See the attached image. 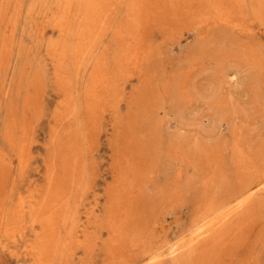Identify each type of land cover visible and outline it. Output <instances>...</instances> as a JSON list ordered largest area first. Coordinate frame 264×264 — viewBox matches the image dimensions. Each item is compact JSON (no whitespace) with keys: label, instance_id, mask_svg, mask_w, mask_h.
Returning a JSON list of instances; mask_svg holds the SVG:
<instances>
[{"label":"rangeland","instance_id":"374dc122","mask_svg":"<svg viewBox=\"0 0 264 264\" xmlns=\"http://www.w3.org/2000/svg\"><path fill=\"white\" fill-rule=\"evenodd\" d=\"M195 1L200 2L194 5L190 0H157L152 10H146L140 31V58L135 60V42L128 35L135 33L130 22L133 0H105L101 22L97 24L98 36L90 53L77 66L75 51L80 46L77 41L86 34L82 26L87 0H73L61 32L56 18L59 20L62 14L64 0H0V264H44L40 247L46 228L39 221L41 212L30 210L29 203L42 204L46 199L43 217L52 211L59 215V228L49 243L47 264H264V191L256 193L254 199L258 202L247 215L224 220L222 230H216L218 225L204 224L209 230L205 243L203 237H195L201 225L195 223L210 172L232 170L230 151L240 137L255 149L264 144V3L242 0L241 7L239 3L229 5L232 20L239 24L237 29L224 22L206 25L212 20L206 18L214 11V0ZM179 10L185 12L184 16ZM218 27L225 30L219 31ZM6 41H11L10 45ZM238 52L247 58L241 61ZM125 55H129L126 60ZM97 63L104 65L117 87L94 107V117L89 120L88 106L94 98L91 79ZM40 66L42 70L37 69ZM38 70L43 75H38ZM251 102L258 108L246 109ZM74 109H80L78 114ZM186 113H191V117ZM70 115L76 119L75 127ZM219 117L223 119L222 134L205 137V128ZM69 146L73 148L67 155L71 159L66 167L71 179L62 180L56 166L52 168L48 161L57 152L55 160L63 161ZM122 171L130 182L116 180ZM227 178L235 182L232 172ZM124 184L131 203L128 202V215L119 227L110 220V212L112 200L122 196ZM170 190L174 192L173 198L165 196ZM69 197L72 199L67 201ZM21 198L24 210L20 212ZM211 242L214 250L209 247Z\"/></svg>","mask_w":264,"mask_h":264},{"label":"bare ground","instance_id":"6f19581e","mask_svg":"<svg viewBox=\"0 0 264 264\" xmlns=\"http://www.w3.org/2000/svg\"><path fill=\"white\" fill-rule=\"evenodd\" d=\"M14 1V0H13ZM48 1V0H47ZM51 1V0H50ZM58 1V0H57ZM156 1L157 0H133V2L131 3V6H130V12H131V15H130V22H131V24H133V26L135 27V33H132V32H129V34L128 35H131V38H132V40L135 42L134 43V51H133V55H132V57L135 59V60H138L139 58H140V46H141V36H140V31H141V28H142V22H143V20H144V18L146 17V15H145V11L146 10H152V8H154L155 7V3H156ZM160 1V0H159ZM203 1V0H202ZM242 0H214V2L212 1V3H213V5H212V8H213V12H211L210 13V15L206 18V21L209 19H212L211 20V22H208V23H206V25L208 24V25H214V24H216V23H218V22H224V23H226V24H231V25H233V28L235 27V28H237V27H239V24H237V23H235L233 20H232V18H231V15H230V13L228 12V9H229V5H232V4H238L239 3V5H240V2H241ZM253 1V0H252ZM258 1V0H257ZM261 1H263V3H264V0H261ZM6 2V1H5ZM56 2V1H55ZM60 2H61V0H60ZM200 1H195V0H190V3H193L194 5H196L197 3H199ZM11 3V2H10ZM32 3V2H31ZM79 3V2H78ZM202 3V2H201ZM243 3H245L244 1H243ZM9 4V3H8ZM14 4V3H13ZM35 4V3H34ZM55 4V3H54ZM103 4H105V0H87V14H86V16L84 17V25L82 26L83 27V29H85V31H86V34H85V36H82L81 35V39H80V42H79V40L77 41L78 43H79V48L77 49V51H75L74 53H75V59H76V64H77V66H79V64H80V62H81V58L82 57H84V56H86L87 54H89L90 53V51H91V45H92V43L93 42H95V40H96V37L98 36V29H97V24L99 23L98 21H100L99 20V17H101V12L103 13ZM192 4V5H193ZM257 5H258V3H256ZM39 5V4H38ZM72 5H73V0H64V6L62 7V11H61V16H60V18H59V20H58V17L56 18L57 20L56 21H59V30H60V32L61 31H63V26H64V24L66 25V22L68 21V19H69V16H70V13H71V11H72ZM119 5H121V4H119ZM130 5V4H129ZM191 5V6H192ZM208 4H206V6H207ZM210 5V4H209ZM238 5V6H239ZM245 5V4H244ZM34 6V5H33ZM50 6V5H49ZM48 6V7H49ZM56 6H57V4H56ZM124 6V5H123ZM128 6V5H127ZM187 6V5H186ZM197 6H199V5H197ZM211 6V5H210ZM246 6V5H245ZM255 6V5H254ZM259 6V5H258ZM262 6V5H261ZM261 6H259V7H261ZM31 8H32V5L30 6ZM46 7H47V4H46ZM55 7V6H54ZM54 7H52V8H54ZM126 7V6H125ZM158 7H161V6H158ZM188 7V6H187ZM193 7V6H192ZM239 7H241V5L239 6ZM258 7V8H259ZM13 8V7H12ZM30 8V9H31ZM42 8V7H41ZM44 8V7H43ZM50 8V7H49ZM56 8V7H55ZM121 8V7H120ZM123 8V7H122ZM121 8V9H122ZM249 8V7H248ZM252 8L253 7H251V10H252ZM257 8V9H258ZM9 9V8H8ZM8 9L6 10V11H8ZM126 9V8H125ZM242 8H240V10H241ZM263 9V8H262ZM10 10V9H9ZM46 10V9H45ZM44 10V14H45V12L48 10H46L45 11ZM50 10V9H49ZM52 10V9H51ZM181 10V9H180ZM179 10V13L181 12ZM195 10V9H194ZM249 10V9H248ZM4 11V10H3ZM17 11V10H16ZM20 11V10H19ZM30 11V10H29ZM35 11V10H34ZM37 11V10H36ZM43 11V10H42ZM53 11V10H52ZM58 11V10H57ZM196 11V10H195ZM246 11H247V9H246ZM258 11V10H257ZM56 12V11H55ZM80 12V11H79ZM112 12V11H111ZM122 12V11H121ZM120 12V13H121ZM126 12V11H125ZM177 12H178V10H177ZM243 12V11H242ZM248 12V11H247ZM13 13H14V11H13ZM108 14L110 13V12H107ZM172 13V12H171ZM193 13H194V11H193ZM199 13V12H198ZM233 13V12H232ZM249 13H250V11H249ZM10 14H11V12H10ZM52 14V13H51ZM126 14H127V12H126ZM184 14H185V12H184ZM184 14H182V12H181V15L182 16H184ZM187 14V13H186ZM234 14V13H233ZM29 15V14H28ZM37 15V14H36ZM40 15V14H39ZM52 15H54V14H52ZM238 15V14H237ZM254 15H256V14H254ZM25 16V15H24ZM30 16V15H29ZM181 16V17H182ZM239 16H241V15H239ZM244 16V15H243ZM242 16V17H243ZM248 16V15H247ZM32 17V16H31ZM41 17H42V15H41ZM45 17V16H44ZM170 17V16H169ZM168 17V18H169ZM186 17V16H185ZM233 17H235V16H233ZM246 17V16H245ZM250 17H252V16H250ZM46 18V17H45ZM107 18V17H106ZM105 18V19H106ZM259 18V17H258ZM128 19V18H127ZM178 19V18H177ZM236 19H237V16H236ZM238 19H239V17H238ZM242 19H244V18H242ZM246 19V18H245ZM244 19V20H245ZM16 20V19H15ZM45 20V19H44ZM158 20V19H157ZM188 20V19H187ZM186 20V21H187ZM194 20V19H193ZM192 20V21H193ZM248 20V19H247ZM257 20V19H256ZM263 20H264V17H263ZM5 21V20H4ZM11 21V20H10ZM22 21V20H21ZM47 21H49V19L47 20ZM105 21V20H104ZM189 21V20H188ZM205 21V22H206ZM241 21V20H240ZM246 21V20H245ZM9 22V21H8ZM7 22V23H8ZM33 22V21H32ZM44 22V21H43ZM46 22V21H45ZM44 22V23H45ZM101 22V21H100ZM204 22V23H205ZM250 22V21H249ZM248 22V23H249ZM260 22V21H259ZM27 23V22H26ZM49 23V22H48ZM47 23V24H48ZM53 23H54V21H53ZM58 23V22H57ZM103 23V22H102ZM106 23V22H105ZM175 23V22H174ZM179 23H181V22H179ZM189 23V22H188ZM246 23H247V21H246ZM13 24V23H12ZM199 25H201L202 24V22H201V24L200 23H198ZM198 24L196 25L195 24V26H198ZM2 25V24H1ZM33 25H34V22H33ZM49 25V24H48ZM54 25V24H53ZM55 25H57V24H55ZM174 25V24H173ZM178 25H180L181 26V24H178ZM187 25V24H186ZM185 25V26H186ZM225 25V24H224ZM230 25V26H231ZM247 25V24H246ZM96 26V27H95ZM115 26V25H114ZM168 26V25H167ZM192 26V25H191ZM227 26V25H226ZM13 27V26H12ZM22 27V26H21ZM174 27H176V26H174ZM183 28H184V26H182ZM199 27V26H198ZM229 26H227L226 28H228ZM232 27V26H231ZM243 27V26H242ZM241 27V28H242ZM264 27V26H263ZM105 28V27H104ZM110 28V27H109ZM109 28H108V30H109ZM192 28V27H191ZM214 28V26L212 27V29ZM219 28V27H218ZM261 28V27H260ZM29 29V28H28ZM31 29H33V28H31ZM30 29V31L32 32V30ZM35 29V28H34ZM172 29V28H171ZM179 29V28H178ZM180 29H181V27H180ZM215 29V28H214ZM224 30H225V28H223ZM223 29H218L219 31L221 30H223ZM238 29V28H237ZM243 29H245L244 27H243ZM246 29H247V27H246ZM249 29V28H248ZM251 29V28H250ZM106 30H107V28H106ZM107 30V31H108ZM117 30H118V28H117ZM132 30H134V29H132ZM207 30V29H206ZM216 30V31H215ZM214 31L215 32H217V29H215ZM227 30V29H226ZM233 30V29H232ZM241 30V29H240ZM263 30V29H262ZM12 31H14V30H12ZM76 31V30H75ZM74 31V32H75ZM209 31V30H208ZM211 31V30H210ZM213 31V32H214ZM229 31V30H228ZM227 31V32H228ZM231 31V30H230ZM251 31V30H250ZM7 32V31H6ZM19 32V31H18ZM34 32V31H33ZM35 32H36V30H35ZM34 32V33H35ZM44 32H45V30H44ZM115 32V31H114ZM205 32V31H204ZM236 32V31H235ZM7 33H9V32H7ZM104 33H106V32H104ZM217 33H219V35H220V32H217ZM222 33V32H221ZM237 33V32H236ZM249 33V32H248ZM4 34V33H3ZM6 34V33H5ZM32 34V33H31ZM107 34V33H106ZM105 34V35H106ZM226 34V33H225ZM11 35H12V33H11ZM33 35V34H32ZM31 35V36H32ZM35 35V34H34ZM77 35V34H76ZM202 35V34H201ZM212 35V34H211ZM211 35H210V37H211ZM218 35V34H217ZM218 35V36H219ZM240 35V34H239ZM250 35V34H249ZM253 35V34H252ZM30 36V35H29ZM30 36V37H31ZM37 36V35H36ZM45 36V35H44ZM208 36V35H207ZM213 36H216V35H214L213 34ZM222 36V35H221ZM220 36V37H221ZM7 37V36H6ZM15 37H16V35H15ZM29 37V38H30ZM65 37V36H64ZM77 37V36H76ZM117 37V36H116ZM203 37H204V34H203ZM210 37H209V39H210ZM223 37H225L224 35H223ZM11 38V37H10ZM33 38V37H32ZM35 38V37H34ZM33 38V39H34ZM52 38V37H51ZM217 38V37H216ZM215 38V40L214 41H216L217 39ZM219 38V37H218ZM3 39V38H2ZM4 39H6V38H4ZM12 39V38H11ZM45 39V38H44ZM53 39V38H52ZM77 39V38H76ZM102 39V38H101ZM101 39H99V40H101ZM203 39V38H202ZM37 40V39H36ZM48 40V39H47ZM3 41V40H2ZM5 41V40H4ZM3 41V42H4ZM8 41H9V37H8ZM30 41H31V38H30ZM38 41V40H37ZM46 41V40H45ZM208 41V40H207ZM11 42V41H10ZM9 42V43H10ZM19 42V41H18ZM22 42V41H21ZM20 42V43H21ZM33 42V41H32ZM40 42V41H39ZM47 42V41H46ZM45 42V43H46ZM55 42V41H54ZM75 42V41H74ZM199 42V41H198ZM211 42V41H210ZM209 42V43H210ZM216 42H218V41H216ZM252 42V41H251ZM6 43H7V41H6ZM9 43H7V44H9ZM23 43V42H22ZM77 43V44H78ZM205 43V45H206V43L208 44V42H204ZM212 43V42H211ZM210 43V44H211ZM215 43V42H214ZM213 43V44H214ZM7 44H4V45H7ZM24 44V43H23ZM29 44V43H28ZM35 44V43H34ZM247 44V43H246ZM10 45V44H9ZM25 45V44H24ZM38 45H40V44H38ZM204 45V46H205ZM215 45V44H214ZM244 45V44H243ZM16 46V45H15ZM27 46V48H28V45H26ZM35 46V45H34ZM43 46V45H42ZM60 46H61V44H60ZM203 46V45H202ZM212 46V45H211ZM216 46V45H215ZM1 47H3V46H1ZM7 47V46H6ZM19 47V46H18ZM21 47V46H20ZM106 47V46H105ZM197 47H199V46H197ZM208 47H210L209 45H207V49L209 50V48ZM242 47H244V46H242ZM24 48H26V47H24ZM245 48V47H244ZM6 50H7V48H5ZM4 49V50H5ZM8 49H9V46H8ZM10 49H12V48H10ZM43 49V48H42ZM95 49V48H94ZM105 49V48H104ZM207 49H205V50H207ZM210 49H212V48H210ZM238 49H240V48H238ZM253 49H254V47H253ZM16 50V49H15ZM28 51H29V48L27 49ZM199 50V49H198ZM204 50V49H203ZM258 50V49H257ZM20 51V50H19ZM22 51H23V49H22ZM37 51V50H36ZM36 51H34V52H36ZM62 51V50H61ZM93 51V50H92ZM243 51V50H242ZM30 52H31V50H30ZM44 52V51H43ZM42 52V53H43ZM64 52V51H63ZM63 52L60 54V61L62 60V57H63ZM126 52V51H125ZM262 52V51H261ZM10 53H11V50H10ZM15 53H16V51H15ZM18 53V52H17ZM21 53V52H20ZM42 53H40V54H42ZM202 53V52H201ZM234 53V52H233ZM232 53V56L233 57H235L236 55V53L235 54H233ZM239 53L240 52H238L237 54L239 55ZM245 53V52H244ZM242 54V53H241ZM11 55V54H10ZM16 55V54H15ZM21 55V54H20ZM28 55V54H27ZM238 55H237V57H238ZM246 55H248L247 53L245 54V57H246ZM254 55V54H253ZM252 55V56H253ZM260 55V54H259ZM23 56V55H22ZM26 55H24V57H25ZM31 56V55H30ZM38 56V55H37ZM42 56H43V54H42ZM125 56H127V55H125ZM239 56H241V55H239ZM243 56H244V54H243ZM251 56V57H252ZM262 56V55H261ZM29 57V56H28ZM35 57V56H34ZM129 57V55L125 58V60L127 59ZM255 57V56H254ZM253 57V58H254ZM3 58V57H2ZM16 58V57H15ZM22 58V57H21ZM20 58V59H21ZM26 58V57H25ZM32 58V57H31ZM30 58V59H31ZM39 58V57H38ZM41 58V57H40ZM243 57L241 56V58H240V60L242 59ZM247 58V57H246ZM245 58V59H246ZM10 59V58H9ZM35 59V58H34ZM37 59V58H36ZM200 59V58H199ZM237 59H239V58H237ZM244 59V58H243ZM244 59V60H245ZM8 60V59H7ZM14 60V59H13ZM19 60V59H18ZM33 60V59H32ZM67 60V59H66ZM202 60V59H201ZM251 60V59H250ZM253 60V59H252ZM28 61V60H27ZM26 61V62H27ZM239 63H240V61L239 60H237ZM242 61V60H241ZM254 61V60H253ZM252 61V62H253ZM259 61V60H258ZM262 61H263V59H262ZM7 62H9V61H7ZM31 62V61H30ZM37 62H39V61H37ZM99 62V61H98ZM250 62V61H249ZM12 63V62H11ZM43 63V62H42ZM90 63V62H89ZM247 63V62H246ZM254 63V62H253ZM26 64V63H25ZM32 64V63H31ZM255 64V63H254ZM257 64V63H256ZM40 65V64H39ZM65 65V64H64ZM87 65V64H86ZM129 65V64H128ZM249 65H251V62H250V64ZM20 66H22L21 64H20ZM20 66H17V68L19 67V68H21ZM28 66V65H27ZM31 66V65H30ZM34 66H37L36 64H35V62H34ZM41 66H43V65H41ZM41 66L38 68L37 67V69H41L42 70V68H41ZM47 66V65H46ZM88 66V65H87ZM5 67V66H4ZM26 67V66H25ZM24 67V68H25ZM68 67V66H67ZM264 67V66H263ZM6 68V67H5ZM4 68V69H5ZM11 68V67H10ZM9 68V69H10ZM34 68V67H33ZM70 68V67H69ZM68 68V69H69ZM32 69V68H31ZM67 69V70H68ZM45 70V69H44ZM85 70V69H84ZM7 71V70H6ZM10 71V70H9ZM28 71H29V69H28ZM57 71H60V70H57ZM238 71V70H237ZM4 72V71H3ZM18 72V71H17ZM17 72H16V75H17ZM24 70H23V73L22 74H24ZM37 72V71H36ZM43 72V71H42ZM45 72V71H44ZM43 72V73H44ZM61 72V71H60ZM82 72H84V71H82ZM38 73H39V70H38ZM239 73V72H238ZM251 73V72H250ZM9 74V73H8ZM42 74V73H41ZM40 73L38 74V75H41ZM45 74V73H44ZM47 74H50V73H47ZM56 74V73H55ZM59 74V73H58ZM13 75V74H12ZM27 75V74H26ZM30 75V74H29ZM43 75V74H42ZM60 75H61V73H60ZM85 74L83 73V76H84ZM261 75V74H260ZM2 76V75H1ZM47 76V75H46ZM65 76V75H64ZM14 77V76H13ZM24 76H22V78H23ZM27 77V76H26ZM25 77V78H26ZM42 77V76H41ZM40 77V78H41ZM48 77V76H47ZM46 77V78H47ZM57 77H61V76H57ZM11 78V77H10ZM16 78V77H15ZM27 78H29V77H27ZM35 78H37V77H35ZM260 78V77H259ZM11 79H13V78H11ZM32 79V78H31ZM31 79H29L31 82H32V80ZM44 79H45V77L43 76V82H44ZM50 79V78H49ZM56 79H58V78H56ZM83 79V78H82ZM238 79H241V77L240 78H238ZM8 80V79H7ZM28 80V79H27ZM42 80V79H41ZM46 80V79H45ZM53 80V79H52ZM245 80V79H244ZM6 81V80H5ZM12 81V80H11ZM30 81H29V83H30ZM57 80H55V82H56ZM21 82V81H20ZM24 82V81H23ZM23 82L21 83V85L23 84ZM63 82V81H62ZM28 83V84H29ZM45 83V82H44ZM58 83V82H57ZM69 83H70V81H69ZM238 83V82H237ZM8 84H9V82H8ZM27 83L25 84V85H28ZM71 84V83H70ZM239 84V83H238ZM241 84V83H240ZM32 85H33V83H32ZM3 87V86H2ZM9 87V85L7 86V88ZM18 87V86H17ZM58 88H59V86H57ZM56 87V88H57ZM62 87H64L63 86V84H62ZM81 87H82V85H81ZM117 86L114 84V83H112V81H111V77L109 76V74L107 73V71L105 70V67H104V65L103 64H101V63H97L96 64V66L94 67V71H93V75H92V79H91V91H93V96H94V98H93V102H91V104L89 103V117H88V119L90 120L91 118H93L94 117V115H93V117L91 116L92 115V111L94 110V107L95 106H97V105H99V103H100V101L106 96V94L107 93H110L111 92V90H114L115 88H116ZM11 88V87H10ZM21 88V87H20ZM19 88V89H20ZM242 88V87H241ZM31 89V88H30ZM243 89V88H242ZM241 89V90H242ZM7 90V89H6ZM34 90V89H33ZM245 90H246V88H245ZM245 90H243V93H244V91ZM235 91V90H234ZM237 91V90H236ZM6 92V91H5ZM13 92V91H12ZM19 92V91H18ZM64 92V91H63ZM259 92V91H258ZM22 93V92H21ZM29 93V92H28ZM46 93V92H45ZM57 93V92H56ZM246 93H247V91H246ZM232 94V93H231ZM231 94H230V96H231ZM235 94H237L236 92H235ZM264 94V93H263ZM12 95V94H11ZM22 95V94H21ZM26 95V94H25ZM74 95V94H73ZM166 95V94H165ZM245 95V94H244ZM42 96V95H41ZM69 96H71V95H69ZM78 96H79V94H78ZM248 96H249V93H248ZM262 96V95H261ZM261 96H259V97H261ZM4 97V96H3ZM8 97V96H7ZM27 98H28V96H27ZM75 98V97H74ZM84 98V97H83ZM231 98V97H230ZM42 99V98H41ZM59 99V98H58ZM16 100V99H15ZM24 100V99H23ZM72 100H74V99H72ZM79 100V99H78ZM20 101H22V100H20ZM38 100H36V102H37ZM63 101H64V99H63ZM62 101V102H63ZM71 100H69V102H70ZM79 101H81V99L79 100ZM85 101V103H86V100H84ZM108 101V100H107ZM263 101V100H262ZM65 102H67L68 103V101H65ZM30 103V102H29ZM60 103V102H59ZM64 103V102H63ZM82 103V101L80 102V104ZM28 103H26L25 105H27ZM39 104H40V102H39ZM68 104H70V103H68ZM72 104V103H71ZM79 104V105H80ZM88 104V103H87ZM24 105V106H25ZM32 105V104H31ZM41 105V104H40ZM62 105V104H61ZM64 105V104H63ZM67 105V104H66ZM17 106V105H16ZM38 106L39 105H37V108H38ZM70 106H72V105H70ZM81 107L83 106L82 104L80 105ZM85 106H87V105H85ZM102 106H103V104H102ZM30 107V106H29ZM41 107H42V105H41ZM57 107H60V106H57ZM182 107V106H181ZM190 107V106H189ZM15 108V107H14ZM17 108V107H16ZM15 108V109H16ZM60 108H62V106L60 107ZM64 108V107H63ZM76 108V107H75ZM87 108V107H86ZM185 108V107H184ZM193 108V107H192ZM192 108H191V110H192ZM258 108V105H256L255 103H253V102H251V103H249L248 104V106L246 107V109H248V110H254V109H257ZM26 109V108H25ZM71 109V108H70ZM69 108H68V111H71ZM97 109H99V108H97ZM96 109V110H97ZM187 109V108H186ZM18 110V109H17ZM27 110V109H26ZM80 110V109H79ZM78 110V111H79ZM83 110V109H82ZM81 110V111H82ZM177 110V109H176ZM175 110V111H176ZM32 111H33V107H32ZM57 111V110H56ZM78 111L77 110H75L74 109V111L73 112H77V114H78ZM180 111V110H179ZM189 111V110H188ZM15 112H17V111H15ZM41 112V111H40ZM63 112V111H62ZM61 112V113H62ZM72 112V113H73ZM101 113H102V110L100 111ZM186 112V111H185ZM24 113V112H23ZM60 113V114H61ZM84 113V112H83ZM88 113V112H87ZM86 113V114H87ZM183 113H184V111H183ZM60 114H58V115H60ZM76 114V113H75ZM80 114V116H81V113H79ZM186 114H189V116H190V114L191 113H186ZM236 114V113H235ZM264 114V113H263ZM25 115V114H24ZM62 115V114H61ZM69 115V114H68ZM83 115V114H82ZM177 115V114H176ZM183 115V114H182ZM185 115V114H184ZM193 115V114H192ZM4 116V115H3ZM17 116V115H16ZM72 116V117H71ZM76 116V115H75ZM74 116V117H75ZM80 116H78V117H80ZM188 116V115H187ZM188 116V117H189ZM238 116V115H237ZM258 116V115H257ZM67 117V116H66ZM70 117L74 120V127H75V120L76 119H74L73 118V115H70ZM77 116L75 117V118H78ZM177 117H179L180 118V116H178L177 115ZM187 117V118H188ZM191 117V116H190ZM40 118V117H39ZM53 118V117H52ZM82 118V117H81ZM210 118V117H209ZM256 119H257V117H255ZM203 119V118H202ZM206 119H208V117L206 118ZM227 119V118H226ZM226 119H225V121H226ZM18 120H19V118H18ZM29 120V119H28ZM37 120H38V118L36 119V122H37ZM55 120V119H54ZM63 120V119H62ZM78 120V119H77ZM179 120V119H178ZM223 119H220V117L218 118V119H215V120H213V122L211 123V126L209 125V127L206 129L205 128V130H204V134L203 135H205V137H210L211 135H214V136H218V135H221L222 133H221V131H220V129H221V123L223 122L222 121ZM56 121V120H55ZM66 121V120H65ZM63 122V123H66V122ZM96 121V120H95ZM180 121V120H179ZM182 121H184L183 119H182ZM69 122H71V121H69ZM189 122V121H188ZM192 122V121H191ZM210 122V121H209ZM31 123V122H30ZM58 123V122H57ZM61 123V122H60ZM60 123L58 124V125H60ZM62 123V124H63ZM79 123V122H78ZM86 123V122H85ZM181 123H183V122H181ZM185 124L187 123V122H184ZM183 123V124H184ZM56 123L54 122V125H55ZM71 124V123H70ZM81 124V123H80ZM82 124H83V122H82ZM101 124V123H100ZM188 124V123H187ZM205 124V123H204ZM1 125V124H0ZM69 125V124H68ZM78 125V124H77ZM96 125V124H95ZM208 125H206V127L208 126ZM56 126V125H55ZM66 126H67V124H66ZM71 126V125H70ZM85 126H87V125H85ZM60 127H64L63 129H65V126H60ZM79 127H80V125H79ZM135 127V126H134ZM29 128V127H28ZM52 128H53V126H52ZM56 128H58L57 126H56ZM69 128V127H68ZM78 128V127H77ZM77 128H76V130H77ZM80 128H82V127H80ZM79 128V129H80ZM69 129H71V127L69 128ZM101 129V128H100ZM204 129V128H203ZM67 130V129H66ZM72 130L74 131V128H72ZM84 131V129L82 128L81 129V131ZM92 130V129H91ZM95 130V129H94ZM102 130V129H101ZM145 130V129H144ZM68 131V130H67ZM73 131H70V132H73ZM200 131V130H199ZM54 132H56V129H55V131ZM76 132V131H75ZM74 132V133H75ZM77 132H79V131H77ZM90 132V131H89ZM96 132V131H95ZM51 133V132H50ZM61 133V132H60ZM80 133V132H79ZM82 133V132H81ZM97 133V132H96ZM221 133V134H220ZM27 134H28V131H27ZM55 134V133H54ZM53 134V135H54ZM57 134H59V133H57ZM68 134V133H67ZM100 134V133H99ZM61 135V134H60ZM72 135H74V134H71V136ZM76 135V134H75ZM83 135V134H82ZM82 135H78V136H82ZM85 135V134H84ZM51 136V135H50ZM66 136V135H65ZM70 136V135H69ZM89 136V135H88ZM53 137V136H52ZM64 137V136H63ZM73 137V136H72ZM95 137V136H94ZM94 137H92V139L94 140ZM245 137H247V136H245ZM55 138V137H54ZM30 139V138H29ZM50 139H51V137H50ZM57 139H58V137H57ZM63 139V138H62ZM65 139V138H64ZM81 139H83L82 137H81ZM80 139V141H79V139H78V141H79V143L82 141ZM86 139V138H85ZM90 139V138H89ZM91 139V140H92ZM99 139V138H98ZM69 141H70V139H68ZM67 140V141H68ZM50 141H52V140H50ZM64 141V140H63ZM72 141L74 142V140L72 139ZM76 141V140H75ZM95 141V140H94ZM248 141V140H247ZM66 142V141H65ZM83 142V141H82ZM89 142V141H88ZM52 143V142H51ZM62 143V142H61ZM84 143V142H83ZM83 143H81V144H83ZM55 144V143H54ZM64 144V143H63ZM70 144H72V143H70ZM86 144V143H85ZM85 144H83L82 145V147H84V146H86ZM125 144V143H124ZM12 145V144H11ZM32 145V144H31ZM58 145V144H57ZM65 145V144H64ZM68 145V144H67ZM74 145H75V142H74ZM94 145V144H93ZM113 145V144H112ZM129 145V144H128ZM72 146V145H71ZM71 146H69V148H67V149H65V156H64V158H63V161L61 160V162H57L56 160H55V157H56V155H57V153L56 154H54V156H53V158L51 157V159H50V161H48V165H50L52 168H54L55 166V169H57L56 171H57V176L59 175V176H61V179L63 180H65V179H71V178H69V175H70V172H69V168H67L66 166V164H68V162L70 161V159H71V156H68L67 157V155H69V153H70V147ZM80 146V145H79ZM91 146H92V144H91ZM94 146H97V145H94ZM65 147V146H64ZM119 147V146H118ZM71 148H73V147H71ZM79 148H81V147H79ZM78 148V149H79ZM146 148V147H145ZM58 149V148H57ZM64 148H62V150H63ZM74 149H75V147H74ZM77 149V148H76ZM90 149V148H89ZM83 149H81V151H82ZM55 151V148H54V150H53V152ZM59 151V150H58ZM60 151H61V149H60ZM74 151V150H73ZM53 152H52V154H53ZM77 152V151H76ZM88 152V151H87ZM146 152V151H145ZM91 153V152H90ZM72 154H74L75 155V153H72ZM84 154V153H83ZM4 155V154H3ZM155 155H157V154H155ZM52 156V155H51ZM87 156V155H86ZM147 156V155H146ZM89 157V156H88ZM88 157H87V160H88ZM148 157V156H147ZM82 159L84 158L83 156L81 157ZM0 159H1V156H0ZM49 159V158H48ZM59 159V158H58ZM82 159H81V164H82ZM84 159H86V157L84 158ZM73 160V159H72ZM230 160H231V162H232V165H233V168H232V170L229 172V173H227V172H225V171H220V170H217V171H211L210 172V182H207V184H206V186H205V188H204V192H205V194H204V196H205V199H204V201H203V204H202V207H201V209L199 210V215H198V218L196 219V223H195V225H198V224H201L199 227H197L198 229H197V233H196V235H195V237H197V238H199V237H203L202 239L203 240H205V241H203L204 243L206 242V238L208 237V235H207V233H208V229L206 228V227H203L204 226V224H207V226L208 225H210L211 224V226H216V225H218V228H216V230H222L223 229V227H222V223L224 222V220H226V219H230V218H232V217H234V216H239V215H247L248 214V211L250 212L254 207H255V205L257 204L256 202H258L257 200H255L254 199V197H255V195H256V193H258L259 191H264V144L262 145V147H260L259 149H255L253 146H251V145H249L248 143H246L244 140H243V138H241L240 137V139H238L237 140V143L235 144V146L231 149V151H230ZM60 161V160H59ZM85 161V160H84ZM50 162V163H49ZM73 162V161H72ZM71 162V163H72ZM176 162V161H175ZM87 163V162H86ZM173 163V162H172ZM171 163V164H172ZM85 164V163H84ZM83 164V165H84ZM25 165V164H24ZM75 165V164H74ZM88 165V164H87ZM181 165V164H180ZM183 165V164H182ZM150 166H152V165H150ZM169 166V165H168ZM167 166V167H168ZM176 166V165H175ZM184 166V165H183ZM211 166V165H210ZM49 167V166H48ZM155 167V166H154ZM170 167H172V166H170ZM12 168V167H11ZM82 168V167H81ZM84 168V167H83ZM86 168V167H85ZM87 168H89V166L87 167ZM51 169V168H50ZM11 170V169H10ZM49 170V169H48ZM53 170V172H55L54 171V169H52ZM124 170V169H123ZM155 170V169H154ZM175 170V169H174ZM70 171H72V168H71V170ZM87 171H88V169H87ZM94 171V170H93ZM125 171V170H124ZM232 172V175H233V177H234V179H235V182H229V180H228V178H227V176L230 174ZM56 173V172H55ZM82 174H83V172L81 171V177H82ZM121 174H122V176L120 177V176H116V180H118L119 181V179H120V182H130V178H128V176H127V174H125V173H123V171L121 172ZM141 174V173H140ZM139 174V175H140ZM53 175H54V173H53ZM56 175V174H55ZM52 176V175H51ZM145 176V175H144ZM71 177V176H70ZM79 177V176H78ZM83 177H86V176H83ZM139 177H141V176H139ZM53 178V177H52ZM60 179V180H61ZM76 179V178H75ZM86 179V178H85ZM115 179V178H114ZM56 180V179H55ZM58 180V179H57ZM56 180V181H57ZM59 180V181H60ZM87 180V179H86ZM85 180V181H86ZM145 181H147L146 179H144ZM58 181V182H59ZM62 184H63V181L61 182ZM148 183V182H147ZM51 184V183H50ZM58 184H60V183H58ZM89 184V183H88ZM146 184V183H145ZM51 185H53L54 186V184H51ZM56 185V184H55ZM70 185V184H69ZM90 185V184H89ZM181 185V184H180ZM50 186V185H49ZM59 186V185H58ZM146 186V185H145ZM179 186V185H178ZM86 187H88V186H86ZM126 188V186H125V184H124V186H123V188ZM48 188V187H47ZM50 188H52L51 186H50ZM125 188L123 189V193L122 192H120V194L122 195V196H115L114 198H113V202H112V207H111V209H112V211L110 212L111 213V215H110V220L113 222V223H116V224H119V227H121L122 225H123V223L125 222V217H126V215H128V210L126 209V206H127V204H128V202H130V198H127V196L126 195H128V189H126L125 190ZM87 189H89V187L88 188H86V190ZM132 189V188H131ZM130 189V190H131ZM49 190V189H48ZM86 190H85V192H86ZM47 191V190H46ZM50 191V190H49ZM58 191H60V189H58ZM65 192V191H64ZM84 192V193H85ZM139 192V191H138ZM35 193V192H34ZM39 193V192H38ZM44 193H46V192H44ZM62 193H63V191H62ZM142 193V192H141ZM140 193V194H141ZM1 194V193H0ZM32 194H33V192H32ZM65 195V194H64ZM82 195H84V194H82ZM130 195V194H129ZM173 195H174V192L173 191H167V192H165V196L166 197H168V198H173ZM57 196V195H56ZM47 197V196H46ZM70 198L71 197H69V199L67 200V201H69L70 200ZM132 198H133V196H132ZM26 199H28V198H26ZM33 199V198H32ZM72 199V198H71ZM133 200V199H132ZM2 201V200H1ZM29 203V202H28ZM52 203V202H51ZM69 203V202H68ZM71 203V202H70ZM69 203V204H70ZM131 203V202H130ZM160 203V202H159ZM30 205H29V209L30 210H38V211H40L41 212V218H40V222H41V220H42V222H41V225H44L45 226V228H46V236L44 237V239H42L43 241H41V247H40V250H41V253H42V258H43V262H44V264H47V259H48V257H49V254H50V252H51V250H50V248H51V245L49 244L50 243V241L53 239V236L57 233V231H58V228H59V220H58V213L56 212V211H52V212H46V214H45V217H43V215H44V213H45V210L47 209V199L46 200H44V202L41 204V203H35L34 201L33 202H31V203H29ZM49 204V203H48ZM62 204V203H61ZM51 205V204H50ZM63 205V204H62ZM53 206V205H52ZM19 211L21 212V211H23L24 210V201H23V198H21L20 199V201H19ZM66 207V206H65ZM68 208V207H67ZM95 208V207H94ZM65 210V209H64ZM37 213V212H36ZM39 213V212H38ZM0 214H1V211H0ZM13 216V215H12ZM60 219V218H59ZM82 221V220H81ZM1 222V221H0ZM229 223V222H228ZM75 225V224H74ZM193 231H195L194 229H193ZM23 233V232H22ZM192 234H194V233H192ZM15 235V234H14ZM215 235H219L218 234V232L217 233H214V236ZM192 237V236H191ZM194 237V238H195ZM216 237V236H215ZM85 238V237H84ZM16 240V239H15ZM218 240L221 242L222 241V239L221 238H218ZM179 241V240H178ZM14 242V241H13ZM44 242V243H43ZM181 242V241H180ZM191 242H192V240H191ZM195 242V241H194ZM190 243V242H189ZM212 243V242H211ZM168 244V243H167ZM175 244V243H174ZM173 244V245H174ZM178 244V243H177ZM191 244V243H190ZM172 245V246H173ZM187 245V244H186ZM171 246V247H172ZM176 246V245H175ZM174 246V247H175ZM189 247V246H188ZM209 247H210V249L211 250H214V246H213V243H212V245H209ZM160 249V248H159ZM158 250V249H157ZM170 250V249H169ZM168 250V251H169ZM120 251V250H119ZM145 251V250H144ZM156 251V250H155ZM171 251V250H170ZM177 251V250H176ZM167 252V251H166ZM202 252H204V251H202ZM154 253V252H153ZM174 253V252H173ZM207 254V253H206ZM206 254H204V255H206ZM151 255V254H150ZM159 255V254H158ZM154 256V255H153ZM74 257V256H73ZM149 257V256H148ZM150 258H151V256H150ZM66 259V258H65ZM152 259V258H151ZM153 261V260H152Z\"/></svg>","mask_w":264,"mask_h":264}]
</instances>
